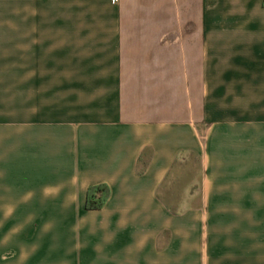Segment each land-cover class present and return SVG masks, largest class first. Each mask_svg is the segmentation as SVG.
<instances>
[{
  "label": "crops",
  "instance_id": "1",
  "mask_svg": "<svg viewBox=\"0 0 264 264\" xmlns=\"http://www.w3.org/2000/svg\"><path fill=\"white\" fill-rule=\"evenodd\" d=\"M262 2L0 0V264H264Z\"/></svg>",
  "mask_w": 264,
  "mask_h": 264
},
{
  "label": "trees",
  "instance_id": "2",
  "mask_svg": "<svg viewBox=\"0 0 264 264\" xmlns=\"http://www.w3.org/2000/svg\"><path fill=\"white\" fill-rule=\"evenodd\" d=\"M264 8V0L262 2ZM110 192L105 185H98L91 187L87 190L85 200L86 211H98L101 210L106 204L109 198Z\"/></svg>",
  "mask_w": 264,
  "mask_h": 264
},
{
  "label": "built area",
  "instance_id": "3",
  "mask_svg": "<svg viewBox=\"0 0 264 264\" xmlns=\"http://www.w3.org/2000/svg\"><path fill=\"white\" fill-rule=\"evenodd\" d=\"M117 0H114V2H116Z\"/></svg>",
  "mask_w": 264,
  "mask_h": 264
}]
</instances>
